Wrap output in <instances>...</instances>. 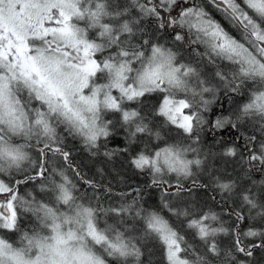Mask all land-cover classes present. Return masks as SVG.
<instances>
[{
  "label": "snow or ice",
  "instance_id": "1",
  "mask_svg": "<svg viewBox=\"0 0 264 264\" xmlns=\"http://www.w3.org/2000/svg\"><path fill=\"white\" fill-rule=\"evenodd\" d=\"M0 233V264H262L264 0H0Z\"/></svg>",
  "mask_w": 264,
  "mask_h": 264
},
{
  "label": "trees",
  "instance_id": "2",
  "mask_svg": "<svg viewBox=\"0 0 264 264\" xmlns=\"http://www.w3.org/2000/svg\"><path fill=\"white\" fill-rule=\"evenodd\" d=\"M209 10L212 11L211 8ZM213 14L216 16L217 19H220L218 13H215L213 11ZM220 103H224L225 106H227L225 100H221ZM204 140L206 141V143L205 145H203V147L209 148L212 146L210 134L208 136H204ZM113 147H116V145L114 143H110L109 148H113ZM74 155L76 156L84 155L79 151V145L76 146V149L74 150ZM97 166L106 168L107 171L105 174V184L110 183L112 185L114 192L131 191V189L133 188L141 187L143 185L144 180L146 179L144 176L133 174V170L130 169L121 158H116L107 164L102 163L101 160H98ZM157 197H158V193H156V196L152 197L153 201H155ZM145 198L146 199L148 198L147 195ZM22 226L30 227L29 225H27L26 221ZM257 258L259 259V256ZM160 260H161V253L159 252L158 248H149L145 255V264H160ZM262 264H264V261H262Z\"/></svg>",
  "mask_w": 264,
  "mask_h": 264
},
{
  "label": "rangeland",
  "instance_id": "3",
  "mask_svg": "<svg viewBox=\"0 0 264 264\" xmlns=\"http://www.w3.org/2000/svg\"><path fill=\"white\" fill-rule=\"evenodd\" d=\"M23 227V226H22ZM2 237V236H0ZM2 238H5V239H8L9 242H12V243H15V241L19 238L18 235L17 236H14L12 233H7L6 235L3 234V237Z\"/></svg>",
  "mask_w": 264,
  "mask_h": 264
}]
</instances>
